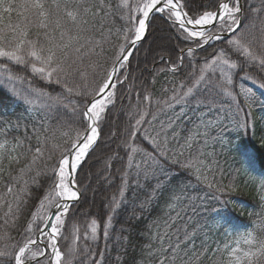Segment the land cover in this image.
Listing matches in <instances>:
<instances>
[{
	"label": "snow or ice",
	"instance_id": "1",
	"mask_svg": "<svg viewBox=\"0 0 264 264\" xmlns=\"http://www.w3.org/2000/svg\"><path fill=\"white\" fill-rule=\"evenodd\" d=\"M257 104L264 0H0V264H264V171L238 239L196 220L219 204L237 231L219 158ZM261 156L245 145V171Z\"/></svg>",
	"mask_w": 264,
	"mask_h": 264
},
{
	"label": "trees",
	"instance_id": "2",
	"mask_svg": "<svg viewBox=\"0 0 264 264\" xmlns=\"http://www.w3.org/2000/svg\"><path fill=\"white\" fill-rule=\"evenodd\" d=\"M142 58V56H141ZM136 61H133V68H135ZM138 74V73H137ZM161 80L163 77L160 78ZM159 82L156 84V89L159 90ZM22 87H27V85H22ZM253 147L256 149H259L261 153H264V147L261 146L260 142H254ZM103 148V143H101V149ZM101 149L97 150V155L100 156L102 154ZM88 163H92L91 161ZM102 163L97 164L96 167L92 168L91 171L95 173L98 169L102 167ZM245 165L240 163L239 164V175L237 176L238 180L237 183L240 185V191L237 193H234L233 195L240 200V202H234L233 204L230 205L229 211L233 215L234 220H237V223H244L245 225H249L250 221L252 219L251 213L254 208H256V205L258 203V194L255 190V187L253 184L250 182L251 175H256L246 172L245 171ZM257 169L259 171H264V156H261L258 158L256 162V171ZM85 170L88 171V165L86 164ZM249 173V175H248ZM112 193H105L101 192L97 194L96 196V202L99 204L101 196L103 195H110ZM92 193H89V199H91ZM163 210V205L161 204L158 206L155 211H153L150 215L146 214L145 218V224L149 223L150 220L158 215L161 211ZM89 218H82L81 219V225H80V235L83 237L84 231H85V226L87 223H90ZM196 220L199 221L200 226H203L204 231L203 233L200 234L201 238L207 239L209 243L216 242L214 239L217 237V233H215L214 228L212 227L213 224L211 222V219L209 218L208 220H205L204 214L201 213L200 216L196 217ZM211 222V223H210ZM236 222V221H235ZM144 225H141L138 229H132L131 230V241H132V246L129 248V255L128 259L131 261L132 256L136 255L137 258H139V251H140V246L146 244V240L139 235L140 230H142ZM71 235H69L68 241L62 242L63 244L66 243H71L72 241ZM84 241L83 239L77 241L78 246L83 245ZM90 243V241H89ZM196 243L199 245L200 239H197Z\"/></svg>",
	"mask_w": 264,
	"mask_h": 264
},
{
	"label": "rangeland",
	"instance_id": "3",
	"mask_svg": "<svg viewBox=\"0 0 264 264\" xmlns=\"http://www.w3.org/2000/svg\"><path fill=\"white\" fill-rule=\"evenodd\" d=\"M246 86L254 87L250 81L247 82ZM259 91L260 90L257 91L258 95H259ZM253 117L255 119V124H256L255 135L248 134V135L236 136L234 134L232 138L233 144L231 146H226L222 150L223 154L220 156L219 159L225 169V176H227V172L231 170L230 166L231 168H235V169L239 168V164L241 163L240 151L243 149V147L247 145L249 147V150L251 151L253 147V143L257 141L261 143V138L264 137V108H262L259 104H257L253 109ZM259 172L261 171L257 169L256 175H258ZM236 180H238V178H236ZM224 182L227 183V179H225ZM230 199H232V201L234 202H240V200L236 198L233 194L231 195ZM218 207H220L219 204L210 203L208 205V210L202 211V214H204L205 220H208V222H209V218L211 219V222L213 224L212 227L214 228L215 233H217V237L214 239L216 243H219L220 241H227L230 243L233 240L238 239V235L242 234L245 231L246 225L244 223L238 224L237 220H234L233 215L229 211V214L232 217V225L235 227L237 231L234 232L233 228H228L227 234H225V230L220 229L219 223L217 222L219 218L214 217L215 209ZM254 211H258V209L254 208L252 210V213Z\"/></svg>",
	"mask_w": 264,
	"mask_h": 264
}]
</instances>
